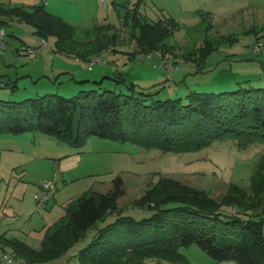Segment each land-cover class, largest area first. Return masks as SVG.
I'll use <instances>...</instances> for the list:
<instances>
[{"label":"trees","instance_id":"16d2710c","mask_svg":"<svg viewBox=\"0 0 264 264\" xmlns=\"http://www.w3.org/2000/svg\"><path fill=\"white\" fill-rule=\"evenodd\" d=\"M138 13L137 6L127 10L120 26H130L135 46L132 57L157 52L167 60L177 48L169 39L180 29L179 22L171 16L150 21ZM200 15L206 23L205 39L182 55L197 69L221 45L236 39L233 35H211L214 25L210 14ZM12 19L30 24L39 37H53L55 52L85 61L94 54L115 50L121 38L120 28L114 24L78 29L42 5L29 9L0 4V24L9 25ZM260 30L264 31V22ZM112 78L126 83L128 91L100 86L73 96L47 92L19 101L0 100V133L40 131L74 148H81L95 136L171 153L200 151L226 139L240 146L264 144V87L192 90L184 101L182 97L160 99L159 92L139 89L121 74ZM2 85L18 86L10 78ZM124 187L118 176L107 191L89 190L70 201L66 215L47 228L40 248L18 238H4V244L30 264L52 262L98 221L117 214L113 221L97 228L90 242L78 251L76 264H145L148 258L156 264L181 261V249L193 244L218 262L264 264V155L252 176L250 192L229 184L216 197L204 188L161 175L133 201L134 206L150 212L141 218L120 212Z\"/></svg>","mask_w":264,"mask_h":264},{"label":"rangeland","instance_id":"374dc122","mask_svg":"<svg viewBox=\"0 0 264 264\" xmlns=\"http://www.w3.org/2000/svg\"><path fill=\"white\" fill-rule=\"evenodd\" d=\"M259 5L257 3L255 7L260 9L240 11L234 18H228V11L225 10L214 14L210 12L215 25L211 35H233L236 39L221 45L200 69L182 57L184 50L199 47L205 39L204 25L196 23L199 14L196 16L193 11L179 9L148 10L147 15L152 19L171 16L179 22L180 29L169 39L177 47L174 54L167 55L171 63L177 60L171 75L157 52L138 53L132 57L135 46L129 36L130 26L120 27L127 10L120 8L117 13L114 9L111 20L120 28V43L115 50L109 49L92 56L99 55L107 63L116 61L119 64L117 69L110 64H96L93 69L95 72L107 70L112 75L121 74L127 83L132 82L139 89L159 92L157 97L160 99L182 97L185 101L187 93L192 90L221 92L240 86L264 87V31L260 30V24L264 22V11L261 10L264 4L262 7ZM245 13H248V17L242 19ZM8 28L15 36H6L7 49L0 55V70H5L11 80H17L18 86L13 89L2 85L0 100L19 101L47 92L63 96L76 94L69 91L68 84H76V80L82 78L78 75L72 79L77 72L90 71L85 68L83 60L55 52L53 37L47 40L49 46L39 47L40 39L27 24L14 20ZM25 44L36 45L37 53H41L42 49L49 56L34 64L33 59L24 52L16 51L17 47ZM258 44L263 45L259 51L255 50ZM43 70L46 72L41 73ZM100 86L95 87L99 89ZM102 87L116 92L128 91L126 83L114 78L104 79ZM263 155V143L240 146L233 139L216 141L200 151L171 153L95 136L89 138L81 148H74L40 131L0 133V255L4 246V238L1 237L4 232L9 237H17L36 249L40 248L47 228L66 215L67 202L83 196L93 186L111 183L115 177L120 176L125 185L124 195L119 200L120 212L141 218L150 212L134 206L133 201L161 175L204 188L216 197L222 195L229 184L250 192L252 176ZM52 179L62 191L55 204L48 205L53 209H44L41 216L34 200V184ZM116 216L110 214L105 220L98 221L61 257L41 264H76L78 251L90 242L97 228L113 221ZM6 251L10 253V249ZM181 254V261L161 260L158 264H238L234 260L218 262L196 244L182 248ZM145 264H156V261L148 258Z\"/></svg>","mask_w":264,"mask_h":264},{"label":"crops","instance_id":"0c3cea01","mask_svg":"<svg viewBox=\"0 0 264 264\" xmlns=\"http://www.w3.org/2000/svg\"><path fill=\"white\" fill-rule=\"evenodd\" d=\"M107 2L108 3H105L104 0H0V4H3V5L19 6V7L29 8V9L35 5H42L45 7V9L49 13L62 18L65 22H67L68 24H70L74 27H77L78 29H92L93 27L97 26L98 24L100 25V24H107V23L116 25L114 22H112L113 20H111L112 19L111 12H112V10L115 9L117 11V13H119L120 8H123L124 10H129V9H132V8L137 6V9L139 11L138 14L142 18H145V19L150 20V21L157 20V19L150 18V16L147 15L148 10H153V9L158 10L159 9V10L165 11L166 9L167 10L179 9V10H183V11H193L196 16L199 14V18H198V21L196 23L202 24L205 27L206 23L203 21L201 15H200V13H203L202 12L203 10L206 11L204 13H209V14H210V12H213V14H214V13H216V11L225 10V11H228V13H227V14H229L228 18L229 17L234 18V17H236L235 15L240 11L242 13L243 10H249L251 8H257V7H255L257 5V3L260 4L261 7L264 4V0H107ZM257 9H260V7H258ZM261 10L264 11L263 8H261ZM143 11H144V14H143ZM245 14H246V16L243 17L242 19H245L248 17V13H245ZM210 16H211V14H210ZM260 18L262 19L263 16L260 15ZM242 19L240 18V20H242ZM14 20H16L20 23H23V24H27V23L19 21L17 19H12L10 22H12ZM211 22H212V18H211ZM27 25L31 26L30 24H27ZM214 26H213V30L215 29ZM5 27H6L7 35L15 36L14 32H9V28H8L9 25H6ZM31 27L33 28L34 35H36L34 27L33 26H31ZM36 36L40 39V42L38 43L39 47L42 48V47L49 46V44L47 46H42L41 40L45 39V38L39 37L38 35H36ZM16 38H19L20 40L25 42L19 36H17ZM25 45L26 46L20 45L19 47L16 48V51L24 52L23 53L24 55L33 59L32 63H34V64L45 60L44 58H46V56H49V54L45 53V51H41L42 49H40L41 53H37L38 52V46H36V45H32V44H28V45L25 44ZM6 49H7V46H6ZM5 50L3 52H5ZM27 50H35L34 55H30L27 52ZM3 52H1L0 55H2ZM19 54H22V53H19ZM68 57H71V56H68ZM73 58L75 60H80V59L75 58V57H73ZM164 60L165 59H163V61H162L163 65H164ZM83 61L86 64V61L85 60H83ZM107 64H110L113 68L117 69L116 66H118L119 63L116 61H112V62H109ZM162 64L160 66H162ZM85 68L88 69L87 65L85 66ZM88 70H90V71L89 72H85V70L79 71L76 73L75 76H73L72 79H74L78 75H80V77H82V78H80V80H76V84H73V83L68 84L69 89H70L69 91H72V93H77V91L79 92L81 89L94 88L96 85L102 86V85H104V79H106V78L112 79V76H113L111 74V72L107 71V70H100V71H96V72L94 71L93 68L88 69ZM44 72H46V71H44V70L41 71V73H44ZM65 72L68 73L67 70H65ZM92 72H94V73H92ZM193 72H196V71L194 70ZM168 74L171 75V73H168ZM43 75H46V74H43ZM47 75L50 78V75L49 74H47ZM0 77H8L9 78V75L6 73L5 70H0ZM99 81H101V82H99ZM39 185H40V183L34 184L35 193L38 191ZM110 187H111V183H107V184L100 183L99 186H97V187L93 186L91 190L104 192V191H107ZM60 189L61 188H58V186L56 185V194H55L54 198L52 199V201L48 204L49 206L54 205L55 202L57 201V198L61 194V191H62ZM69 202H67V204ZM49 206L45 209L46 210L49 209V211H51L53 208H51V207L49 208ZM40 215L43 216V213ZM2 236H1L2 238H17V237L7 236L6 232H4L2 234ZM20 240H22V239H20ZM23 242H25L30 247L35 248L32 246V244H30L26 241H23ZM4 243L5 242L3 241V244ZM6 249H10V248L4 244V246L2 248V253L8 252V251H6ZM10 253H14V252L10 249Z\"/></svg>","mask_w":264,"mask_h":264},{"label":"built area","instance_id":"2783aa9c","mask_svg":"<svg viewBox=\"0 0 264 264\" xmlns=\"http://www.w3.org/2000/svg\"><path fill=\"white\" fill-rule=\"evenodd\" d=\"M105 3H108L107 0H104ZM6 36L7 31L6 27L0 24V53L6 49ZM42 46H47L48 41L46 39L41 40ZM262 44H258L255 47V50L259 51L262 48ZM30 55H34L35 50H27ZM175 63V62H174ZM174 63H171L168 60H164V65L168 69V73H171L174 70ZM96 64H107V62L101 58L99 55L90 57L86 65L88 69H92ZM56 194V181L55 179L46 180L40 183L39 189L34 195L36 206L40 214L47 207V205L52 201ZM0 262L3 264H30L26 259L21 258L14 253L4 252L0 255Z\"/></svg>","mask_w":264,"mask_h":264},{"label":"water","instance_id":"95a60500","mask_svg":"<svg viewBox=\"0 0 264 264\" xmlns=\"http://www.w3.org/2000/svg\"><path fill=\"white\" fill-rule=\"evenodd\" d=\"M8 82V78L6 77H0V85Z\"/></svg>","mask_w":264,"mask_h":264}]
</instances>
